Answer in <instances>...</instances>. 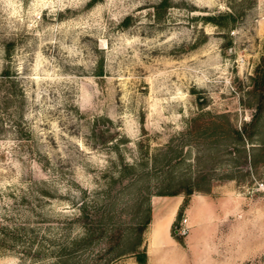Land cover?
<instances>
[{
  "label": "rangeland",
  "instance_id": "1",
  "mask_svg": "<svg viewBox=\"0 0 264 264\" xmlns=\"http://www.w3.org/2000/svg\"><path fill=\"white\" fill-rule=\"evenodd\" d=\"M88 1L0 0V264H138L176 195L147 264H264V0Z\"/></svg>",
  "mask_w": 264,
  "mask_h": 264
},
{
  "label": "crops",
  "instance_id": "2",
  "mask_svg": "<svg viewBox=\"0 0 264 264\" xmlns=\"http://www.w3.org/2000/svg\"><path fill=\"white\" fill-rule=\"evenodd\" d=\"M203 200L204 198L202 196L192 195L189 200V206L195 208V206L201 205ZM181 201L182 197L178 195L168 198L166 209L157 212L150 221L149 235L145 244V254H147L148 259L153 260L156 258V250L159 247H163L159 245V242L173 240L169 234V228Z\"/></svg>",
  "mask_w": 264,
  "mask_h": 264
},
{
  "label": "trees",
  "instance_id": "3",
  "mask_svg": "<svg viewBox=\"0 0 264 264\" xmlns=\"http://www.w3.org/2000/svg\"><path fill=\"white\" fill-rule=\"evenodd\" d=\"M95 1L97 0H89L88 3L93 4ZM161 3L163 4L164 0H161ZM253 81H254V84H253L252 90L255 91V93L257 94V102L255 103L254 111L251 113V116L249 118V123L252 122L256 118V116L259 114V112L262 109V105L259 102V99L264 97V54L263 56H261L260 63L258 64L256 68L255 74L253 76ZM232 133L235 135L236 138H239V139H241L243 135L249 134L248 132H246L245 127H242L239 129L233 128ZM177 192L178 190H171L165 193L169 195H173V194H176ZM187 192H190V190H188ZM146 222L147 220H144L142 223L138 225L139 230H141L145 226ZM120 234H121L120 229H117L115 234L112 235V237L114 238L113 244L117 242L118 238L120 237ZM133 255H134L135 261L138 264H145L146 254H145L144 249L135 250L133 252Z\"/></svg>",
  "mask_w": 264,
  "mask_h": 264
},
{
  "label": "built area",
  "instance_id": "4",
  "mask_svg": "<svg viewBox=\"0 0 264 264\" xmlns=\"http://www.w3.org/2000/svg\"><path fill=\"white\" fill-rule=\"evenodd\" d=\"M188 230V221L186 216H181L174 226L173 231L176 234H185Z\"/></svg>",
  "mask_w": 264,
  "mask_h": 264
}]
</instances>
